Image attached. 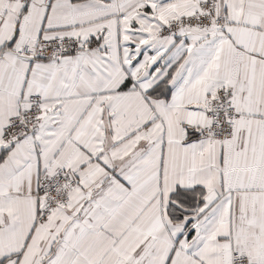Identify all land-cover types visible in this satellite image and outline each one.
<instances>
[{
    "label": "snow or ice",
    "instance_id": "snow-or-ice-1",
    "mask_svg": "<svg viewBox=\"0 0 264 264\" xmlns=\"http://www.w3.org/2000/svg\"><path fill=\"white\" fill-rule=\"evenodd\" d=\"M0 264H264V0H0Z\"/></svg>",
    "mask_w": 264,
    "mask_h": 264
}]
</instances>
